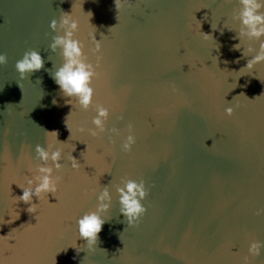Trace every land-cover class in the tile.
I'll return each instance as SVG.
<instances>
[{"label": "water", "instance_id": "obj_1", "mask_svg": "<svg viewBox=\"0 0 264 264\" xmlns=\"http://www.w3.org/2000/svg\"><path fill=\"white\" fill-rule=\"evenodd\" d=\"M117 5L0 0V54L7 57L0 66V264H242L250 243L264 246V63L239 71L251 57L233 50L237 0ZM63 13L77 20L74 38L96 71L86 112L66 103L49 74L63 63L59 50H49L62 33L49 23ZM248 46L257 47L242 43ZM32 50L43 68L21 80L15 63ZM96 104L110 115L105 133L93 137L87 129ZM129 124L136 142L123 153ZM53 131L66 143L55 145L62 148L58 191L47 202L33 199L30 213L14 198L22 195L18 186L35 182L34 149L53 143L46 133ZM70 155L80 171L71 170ZM128 179L143 180L147 192L133 227L114 192ZM106 186V222L86 248L76 220L94 210L93 193ZM249 261L264 264V247Z\"/></svg>", "mask_w": 264, "mask_h": 264}, {"label": "clouds", "instance_id": "obj_2", "mask_svg": "<svg viewBox=\"0 0 264 264\" xmlns=\"http://www.w3.org/2000/svg\"><path fill=\"white\" fill-rule=\"evenodd\" d=\"M115 8L118 9L117 0H114ZM238 9L232 17L234 23L238 24V30L234 39L239 43L233 46V50H243L242 56L251 57L242 69L252 70L255 65L264 63V0H237ZM91 16V13H89ZM226 28V27H225ZM49 29L53 33H62V35H54L49 45V50L52 53L60 52L63 63L55 70L50 72V77L56 84L59 93L62 97L67 98L66 103L72 105L75 101V106L79 110L86 112L94 96V89L91 86L93 78L96 76V71L91 63L86 61L83 54V45L74 38V33L79 29L77 20L72 18L71 13H63L59 21L53 19L49 23ZM229 30V29H228ZM230 31V30H229ZM209 35H205L207 38ZM212 38V37H211ZM95 52L100 51V43L91 37ZM248 42L249 45L255 43L257 47L248 46L246 49L242 47V43ZM99 59V57H98ZM216 60V58H214ZM7 63V57L0 54V66ZM44 65V60L38 51H26L22 57L15 63V71L18 73L21 80L26 75L39 72ZM55 104V100L53 101ZM225 116L231 117L233 114L232 107L224 109ZM110 109L101 104L95 105V116L91 119V128L87 129L90 136H98L105 133V124L109 118ZM128 135L124 137L120 149L123 153H129L136 142L135 136L132 134V126H127ZM79 132L86 131L85 128H80ZM110 136L119 137L120 133L116 128L107 129ZM55 137L53 143H46L45 148L37 145L34 149L35 156L39 161L36 166L37 175L35 182L27 180L25 186H18L22 195L15 197L16 201L30 205L27 211L36 213L37 205H33V199L47 202L49 193L56 196L58 191L59 177L54 175V172H60L62 164V148L55 145H64L57 140L56 132H46ZM110 143H113L110 140ZM74 151V147L72 149ZM49 162L50 165H49ZM68 164L73 172L80 171V163L71 155L68 157ZM114 192L118 198L119 212L124 217L128 227H133L135 223L145 214L146 209L142 206V201L146 198L145 183L143 180L139 182L135 180H122L119 185L114 187ZM96 196V207L94 210H89L76 220V229L78 239L84 242L86 248H92L97 243L98 234L101 232L106 219L102 213H107L111 206L112 195L109 187L100 189ZM260 212L258 214H262ZM262 246L257 242H252L248 245V255L243 257L242 264H250L249 256H259Z\"/></svg>", "mask_w": 264, "mask_h": 264}]
</instances>
